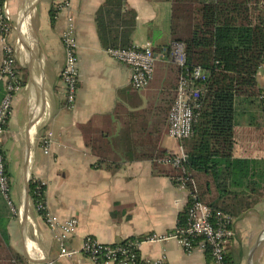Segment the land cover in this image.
Returning a JSON list of instances; mask_svg holds the SVG:
<instances>
[{
  "label": "crops",
  "instance_id": "crops-1",
  "mask_svg": "<svg viewBox=\"0 0 264 264\" xmlns=\"http://www.w3.org/2000/svg\"><path fill=\"white\" fill-rule=\"evenodd\" d=\"M56 1L2 0L25 86L14 98L1 136L16 200L11 205L0 191V264H18V254L26 264H47L41 263L45 260L94 264L80 251L86 236L114 244L166 234L179 224L189 200L188 192L172 176L155 170L154 158L142 156L168 149L161 131L164 127L168 132L167 98L171 94L173 103L179 81L176 64L163 56L149 86L134 89L131 69L108 53L116 46L106 47L101 40L97 14L106 0H70L71 6L59 12ZM127 10L135 14L131 27L121 23L128 18ZM68 15L74 17L79 43L80 76L73 109L65 107L61 78L66 60L62 32ZM104 18L112 31L105 34L108 42L151 43L157 53L169 54L174 42L170 0H125L120 12ZM2 58L0 36V69ZM257 83L263 91L264 65ZM3 93L0 79V99ZM235 109L232 158L248 161L250 175L243 185L232 187L219 199L217 208L233 216L234 234L226 249L230 264H264V107L259 97L239 96ZM49 132L54 141L45 153L42 140ZM89 136L96 138L97 149L88 143ZM181 147L178 141L174 152ZM104 156L110 161L97 166L98 158ZM165 165L167 171L173 168ZM29 177L45 186L47 212L78 220L76 233L67 242L77 251L75 255H61L54 231L33 203L31 220L25 219ZM140 253L150 259L164 257L168 264H214L207 248L197 245L186 251L174 238L144 241Z\"/></svg>",
  "mask_w": 264,
  "mask_h": 264
},
{
  "label": "trees",
  "instance_id": "trees-1",
  "mask_svg": "<svg viewBox=\"0 0 264 264\" xmlns=\"http://www.w3.org/2000/svg\"><path fill=\"white\" fill-rule=\"evenodd\" d=\"M170 1L172 39L183 45L185 57L183 66L174 63L179 78L186 68L192 70L202 67L209 73L206 81L196 82L204 86L205 91L200 99L201 107L194 132L189 138L179 140V143L187 155V176L195 180L200 199L217 208L218 200L231 192L232 187L243 185L250 175L248 161L232 158L235 145V104L239 96L258 98L262 91L257 83V74L264 65V0ZM124 2L106 0L97 14L99 33L106 47L132 46L130 43L115 44L116 40L108 42L109 38L105 35L112 31L104 17L116 10L120 12ZM127 12L128 18H124L121 23L131 27L135 14L132 10ZM55 16L56 12L52 10V17ZM23 86L25 81L22 79ZM88 143L97 149L96 138L89 136ZM2 152L10 177L4 150ZM174 153V150L159 149L154 155L142 156L154 158L155 170L165 172L174 179L178 169L173 167L167 171L164 168L166 163L158 161ZM107 161L110 158L99 157L96 164L100 166ZM115 162L112 164L118 168L119 164ZM44 189L45 186L39 180L31 178L30 196L34 205L46 203ZM39 213L43 215L44 211ZM185 217V213L181 215L179 223ZM207 251L211 255L209 247ZM226 260L230 264L227 253ZM17 262L26 264L20 254Z\"/></svg>",
  "mask_w": 264,
  "mask_h": 264
},
{
  "label": "built area",
  "instance_id": "built-area-1",
  "mask_svg": "<svg viewBox=\"0 0 264 264\" xmlns=\"http://www.w3.org/2000/svg\"><path fill=\"white\" fill-rule=\"evenodd\" d=\"M70 6V0H57L54 4L58 12ZM75 31L74 17L68 15L65 29L62 32L66 60L61 78L66 89L65 107L69 109L75 107L80 76L78 66L79 43ZM10 33V21L3 2L0 0V36L3 40L0 79L4 82V94L0 100V191L12 205L10 198L11 179L5 167L1 136L6 130L13 109L14 98L22 88V79L16 66L15 47L9 40ZM108 53L131 69V86L138 90L149 86L154 77L156 63L163 56V58L171 59L170 61L178 65L183 66L185 64L183 45L176 41L173 42L168 55L157 53L151 43L130 47H113L108 49ZM208 76L209 73L202 67H195L192 70L186 68L179 78L175 98L168 114V133L178 141L189 138L194 132L201 107L200 99L205 91L204 86L198 85L196 82H204ZM258 97L264 107V90L260 92ZM53 141V132H49L43 137L42 147L45 153L50 152ZM186 157V152L181 147L180 151L175 152L174 155L158 160L169 163L178 169L174 182L178 187L186 190L189 195L185 211L186 217L173 231L166 234H149L141 239L139 237L130 238L125 243L114 244L103 243L89 235L85 237L80 251L94 264H168L164 257L159 259L143 257L140 253V247L144 241H164L174 238L186 251H191L197 245L204 249L209 247L214 264H228L226 249L234 234L233 216L223 209L213 208L200 199L195 180L187 176ZM35 208L38 212L44 211L43 217L55 233L61 255H75L77 251L70 249L67 242L76 233L78 220L76 218L61 219L58 215L47 212L43 203H38Z\"/></svg>",
  "mask_w": 264,
  "mask_h": 264
},
{
  "label": "rangeland",
  "instance_id": "rangeland-1",
  "mask_svg": "<svg viewBox=\"0 0 264 264\" xmlns=\"http://www.w3.org/2000/svg\"><path fill=\"white\" fill-rule=\"evenodd\" d=\"M171 60V59H170ZM169 97L167 98L168 100V108L170 109V106L172 105V98H171V94L168 95ZM166 109V108H165ZM169 111V110H168ZM166 126V125H165ZM164 135V146L168 149H173V150H178V140H176L175 138H173L172 136H170V134L166 131V129H164V127L162 128L161 131ZM18 170V166L15 167L14 169V180L17 181L18 178V174L16 173ZM16 184V183H15ZM10 198L13 201L12 203L14 204V201L16 200L15 196H14V190H12L11 187V192H10Z\"/></svg>",
  "mask_w": 264,
  "mask_h": 264
},
{
  "label": "water",
  "instance_id": "water-1",
  "mask_svg": "<svg viewBox=\"0 0 264 264\" xmlns=\"http://www.w3.org/2000/svg\"><path fill=\"white\" fill-rule=\"evenodd\" d=\"M30 181H31V178L30 177L27 178L26 202H25V214H26L25 215V219L26 220H31V217H30V209H31V203H32V201H31V196H30ZM41 263L51 264V261L45 260V261H42Z\"/></svg>",
  "mask_w": 264,
  "mask_h": 264
},
{
  "label": "bare ground",
  "instance_id": "bare-ground-1",
  "mask_svg": "<svg viewBox=\"0 0 264 264\" xmlns=\"http://www.w3.org/2000/svg\"><path fill=\"white\" fill-rule=\"evenodd\" d=\"M33 3V2H32ZM21 213L23 214L24 213V209H21Z\"/></svg>",
  "mask_w": 264,
  "mask_h": 264
}]
</instances>
